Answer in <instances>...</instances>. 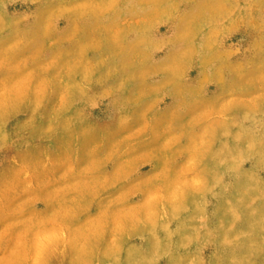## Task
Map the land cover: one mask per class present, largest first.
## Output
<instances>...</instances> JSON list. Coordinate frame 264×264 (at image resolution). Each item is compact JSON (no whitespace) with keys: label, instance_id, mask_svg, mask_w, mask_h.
Listing matches in <instances>:
<instances>
[{"label":"rangeland","instance_id":"rangeland-1","mask_svg":"<svg viewBox=\"0 0 264 264\" xmlns=\"http://www.w3.org/2000/svg\"><path fill=\"white\" fill-rule=\"evenodd\" d=\"M0 264H264V0H0Z\"/></svg>","mask_w":264,"mask_h":264}]
</instances>
